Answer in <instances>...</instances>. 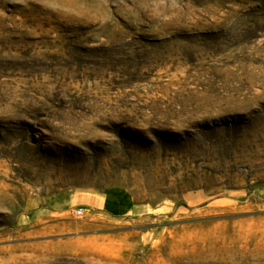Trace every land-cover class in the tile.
Instances as JSON below:
<instances>
[{
	"label": "rangeland",
	"instance_id": "1",
	"mask_svg": "<svg viewBox=\"0 0 264 264\" xmlns=\"http://www.w3.org/2000/svg\"><path fill=\"white\" fill-rule=\"evenodd\" d=\"M225 251L264 263V0H0V264Z\"/></svg>",
	"mask_w": 264,
	"mask_h": 264
},
{
	"label": "bare ground",
	"instance_id": "2",
	"mask_svg": "<svg viewBox=\"0 0 264 264\" xmlns=\"http://www.w3.org/2000/svg\"><path fill=\"white\" fill-rule=\"evenodd\" d=\"M218 253H220L218 251ZM241 255V256H240ZM246 256L239 254L237 251H225L224 254H209L202 255L198 259H196L193 264H201V263H227V264H245L247 263ZM264 264V263H260Z\"/></svg>",
	"mask_w": 264,
	"mask_h": 264
},
{
	"label": "built area",
	"instance_id": "3",
	"mask_svg": "<svg viewBox=\"0 0 264 264\" xmlns=\"http://www.w3.org/2000/svg\"><path fill=\"white\" fill-rule=\"evenodd\" d=\"M84 213H85V209H83V208H79V209H77V210L75 211L74 215H75V217H77V218H81V217L84 215Z\"/></svg>",
	"mask_w": 264,
	"mask_h": 264
}]
</instances>
